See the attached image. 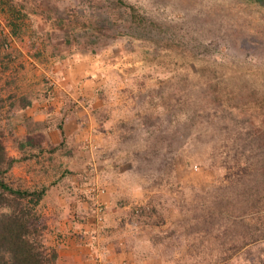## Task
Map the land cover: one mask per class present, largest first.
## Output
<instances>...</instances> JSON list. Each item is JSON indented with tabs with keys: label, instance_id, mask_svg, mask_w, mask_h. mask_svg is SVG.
I'll list each match as a JSON object with an SVG mask.
<instances>
[{
	"label": "rangeland",
	"instance_id": "obj_1",
	"mask_svg": "<svg viewBox=\"0 0 264 264\" xmlns=\"http://www.w3.org/2000/svg\"><path fill=\"white\" fill-rule=\"evenodd\" d=\"M14 1L30 15L14 30L0 7V137L14 186L63 188L36 208L46 249L79 252L100 233L148 264H264V12ZM129 5L172 29H138ZM214 77L256 91L249 110L205 108Z\"/></svg>",
	"mask_w": 264,
	"mask_h": 264
},
{
	"label": "trees",
	"instance_id": "obj_2",
	"mask_svg": "<svg viewBox=\"0 0 264 264\" xmlns=\"http://www.w3.org/2000/svg\"><path fill=\"white\" fill-rule=\"evenodd\" d=\"M240 1L250 8L264 12V0ZM5 5L9 6L10 20L8 23L12 29L16 30L20 27V22L30 15L29 9L14 0H0V7ZM129 6L131 20L138 25V29L158 33L166 30L165 27L167 30L172 29V24L167 26V24L141 13L135 5ZM58 22L61 26L67 27L64 18H59ZM73 34L75 32H72L71 28H67L68 37ZM201 67L207 68L206 66ZM200 68L199 70H201ZM222 80L224 79L214 77L205 82V88L201 91L205 99V101L203 100L204 107L218 106L221 109L230 110L241 107L244 108V111L247 110L253 102L252 99L256 97V91H252L250 86L243 87L237 83L229 84ZM260 103L259 107L264 108V99H260ZM31 104L32 101L29 99L25 106L28 107ZM231 111L233 112V110ZM60 129L63 132L62 125ZM54 148L58 149L59 147L56 144ZM16 162L17 159L8 154L4 141L0 137V264H59L58 250L52 249L49 252L41 241V235L46 225L42 222L36 209L49 188L43 186L39 189H30L14 186L8 180L7 173ZM61 211L62 208L59 210L60 214ZM243 231L248 234L246 230ZM248 237L246 236V238ZM254 241L246 240L245 244L253 243L251 246H254L262 242V240H258L256 243Z\"/></svg>",
	"mask_w": 264,
	"mask_h": 264
},
{
	"label": "crops",
	"instance_id": "obj_3",
	"mask_svg": "<svg viewBox=\"0 0 264 264\" xmlns=\"http://www.w3.org/2000/svg\"><path fill=\"white\" fill-rule=\"evenodd\" d=\"M68 123H66V127ZM30 173L33 174L32 171ZM62 189L63 188L60 187V183L57 182V185L53 186L51 189L47 191L48 192L47 197L49 196L52 197V194L54 192L59 193L62 191ZM50 208L54 209L53 215L54 218H57V216H59L60 214L59 210H57V208H53L52 206H50ZM72 226H73L72 222H69L68 227H72ZM94 237L91 238L89 244L82 245L83 243L81 241L80 246L82 249L79 250V252H77V250L68 251V252L60 251L59 264H64V262H66L65 264H148L147 260H144L143 262V257H141L140 255H138L137 257L135 256L136 254L133 253L128 254V256L122 255L126 253V251H124V249L122 250V248L120 250L117 249L116 251H114L113 238L109 236L105 237L100 233L95 239Z\"/></svg>",
	"mask_w": 264,
	"mask_h": 264
}]
</instances>
